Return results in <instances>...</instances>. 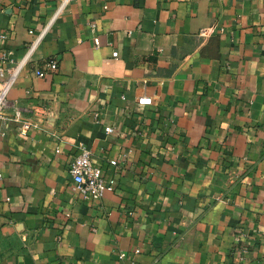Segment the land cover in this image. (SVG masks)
Masks as SVG:
<instances>
[{
  "label": "crops",
  "instance_id": "obj_1",
  "mask_svg": "<svg viewBox=\"0 0 264 264\" xmlns=\"http://www.w3.org/2000/svg\"><path fill=\"white\" fill-rule=\"evenodd\" d=\"M60 2L0 0L4 64ZM81 146L117 181L97 201L71 190ZM0 169V264H264V0H71L10 90Z\"/></svg>",
  "mask_w": 264,
  "mask_h": 264
},
{
  "label": "built area",
  "instance_id": "obj_2",
  "mask_svg": "<svg viewBox=\"0 0 264 264\" xmlns=\"http://www.w3.org/2000/svg\"><path fill=\"white\" fill-rule=\"evenodd\" d=\"M70 2L71 0H61L54 14L48 20L46 26L39 33L35 34L23 57L19 61L14 62L13 66L4 64L6 61V54L0 53V118L4 117L10 90L16 84L21 72L33 59L39 44L44 39L48 30L53 26L55 21L63 13ZM93 26L97 25L94 23ZM30 32L34 34V30H30ZM6 38L7 34L5 32H0V42H4ZM94 42L95 45L98 46L100 44V38L95 37ZM113 54L114 56H117L118 52H114ZM46 64L47 68L45 70H39L38 76H45L47 73L55 72L59 68V64L56 59H49ZM35 111L37 114L34 120L25 121L26 127H46L51 120L50 117L52 115H56V108L51 106V104L39 106V108L35 109ZM17 116L18 115L14 116V119L19 120ZM107 130L109 131L110 128L108 127ZM57 151L59 152L60 148H58ZM111 163L115 164L117 162L115 160H111ZM68 169L72 177V192L86 200H100L107 191L114 190L117 185L116 178L114 176L106 175L104 166L94 160L92 151L86 146H81L79 152L72 157V160L68 165ZM2 177L3 174L0 169V180Z\"/></svg>",
  "mask_w": 264,
  "mask_h": 264
}]
</instances>
